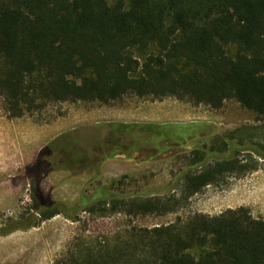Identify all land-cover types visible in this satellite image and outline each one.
<instances>
[{
  "label": "trees",
  "instance_id": "1",
  "mask_svg": "<svg viewBox=\"0 0 264 264\" xmlns=\"http://www.w3.org/2000/svg\"><path fill=\"white\" fill-rule=\"evenodd\" d=\"M129 95L214 109L235 100L264 119V0H0V96L10 118ZM255 146L228 133L217 150L231 154L207 162L216 149L196 150L168 194L82 197L69 219L83 208L102 217L174 212L204 188L256 171L254 155L264 154ZM54 264H264V219L241 206L77 237Z\"/></svg>",
  "mask_w": 264,
  "mask_h": 264
},
{
  "label": "rangeland",
  "instance_id": "2",
  "mask_svg": "<svg viewBox=\"0 0 264 264\" xmlns=\"http://www.w3.org/2000/svg\"><path fill=\"white\" fill-rule=\"evenodd\" d=\"M124 1L129 6L131 0ZM135 55L141 57L139 52ZM198 106L175 97L129 95L110 105L62 103L10 118L0 96V264H54L77 237L178 224L197 213L216 216L244 206L253 217L264 219V159L256 155V171L230 175L174 212L102 217L83 208L77 211V221L69 219V211L82 197L168 194L177 176L193 163L196 150L216 149L207 162L231 154L217 150L228 133L256 143L264 154V119L235 100L220 109ZM168 136L180 145L164 144L170 143Z\"/></svg>",
  "mask_w": 264,
  "mask_h": 264
},
{
  "label": "bare ground",
  "instance_id": "3",
  "mask_svg": "<svg viewBox=\"0 0 264 264\" xmlns=\"http://www.w3.org/2000/svg\"><path fill=\"white\" fill-rule=\"evenodd\" d=\"M10 239H11V237H9ZM6 240V238L4 239V241ZM3 241V240H2ZM8 241H10L9 239H8ZM6 243V242H5ZM16 244V243H15Z\"/></svg>",
  "mask_w": 264,
  "mask_h": 264
},
{
  "label": "crops",
  "instance_id": "4",
  "mask_svg": "<svg viewBox=\"0 0 264 264\" xmlns=\"http://www.w3.org/2000/svg\"><path fill=\"white\" fill-rule=\"evenodd\" d=\"M197 107H200V106H195V108H197Z\"/></svg>",
  "mask_w": 264,
  "mask_h": 264
}]
</instances>
